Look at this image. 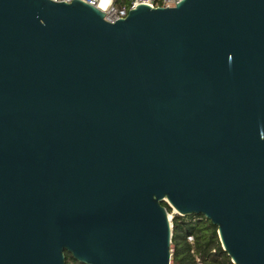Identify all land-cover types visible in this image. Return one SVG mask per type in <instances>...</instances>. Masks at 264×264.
Instances as JSON below:
<instances>
[{
  "label": "water",
  "instance_id": "water-1",
  "mask_svg": "<svg viewBox=\"0 0 264 264\" xmlns=\"http://www.w3.org/2000/svg\"><path fill=\"white\" fill-rule=\"evenodd\" d=\"M162 202L264 264V0H0V264H170Z\"/></svg>",
  "mask_w": 264,
  "mask_h": 264
},
{
  "label": "trees",
  "instance_id": "trees-1",
  "mask_svg": "<svg viewBox=\"0 0 264 264\" xmlns=\"http://www.w3.org/2000/svg\"><path fill=\"white\" fill-rule=\"evenodd\" d=\"M166 212L170 208L161 203ZM192 237L189 243L187 237ZM170 264H232L222 251L216 235L215 226L202 215L172 214L170 218ZM65 264H81L64 252Z\"/></svg>",
  "mask_w": 264,
  "mask_h": 264
},
{
  "label": "built area",
  "instance_id": "built-area-1",
  "mask_svg": "<svg viewBox=\"0 0 264 264\" xmlns=\"http://www.w3.org/2000/svg\"><path fill=\"white\" fill-rule=\"evenodd\" d=\"M60 1V0H54ZM69 1V0H61ZM86 3L98 8L104 13V19L112 21L120 17H124L127 11L133 8L138 3H145L152 7L163 6L169 7L173 6L180 0H83ZM100 4V7H99ZM187 240L189 243H192V237L188 236ZM197 264H200L198 258H195Z\"/></svg>",
  "mask_w": 264,
  "mask_h": 264
},
{
  "label": "rangeland",
  "instance_id": "rangeland-1",
  "mask_svg": "<svg viewBox=\"0 0 264 264\" xmlns=\"http://www.w3.org/2000/svg\"><path fill=\"white\" fill-rule=\"evenodd\" d=\"M171 211H172V210H171V208H170V211L167 212V214H168L169 217H171V215H172V212H171ZM169 221H170V219H169Z\"/></svg>",
  "mask_w": 264,
  "mask_h": 264
},
{
  "label": "bare ground",
  "instance_id": "bare-ground-1",
  "mask_svg": "<svg viewBox=\"0 0 264 264\" xmlns=\"http://www.w3.org/2000/svg\"><path fill=\"white\" fill-rule=\"evenodd\" d=\"M101 2L103 1V0H100ZM99 7H100V4H99ZM169 217V216H168Z\"/></svg>",
  "mask_w": 264,
  "mask_h": 264
}]
</instances>
